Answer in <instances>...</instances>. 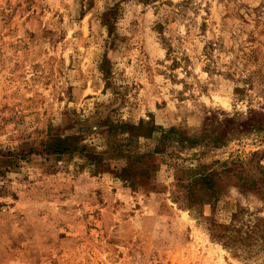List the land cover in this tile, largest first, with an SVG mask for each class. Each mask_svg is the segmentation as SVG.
<instances>
[{
  "label": "rangeland",
  "instance_id": "374dc122",
  "mask_svg": "<svg viewBox=\"0 0 264 264\" xmlns=\"http://www.w3.org/2000/svg\"><path fill=\"white\" fill-rule=\"evenodd\" d=\"M0 264H264V0H0Z\"/></svg>",
  "mask_w": 264,
  "mask_h": 264
}]
</instances>
